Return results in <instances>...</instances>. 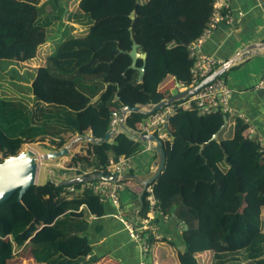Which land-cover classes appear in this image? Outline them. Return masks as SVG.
Instances as JSON below:
<instances>
[{
    "label": "trees",
    "instance_id": "obj_1",
    "mask_svg": "<svg viewBox=\"0 0 264 264\" xmlns=\"http://www.w3.org/2000/svg\"><path fill=\"white\" fill-rule=\"evenodd\" d=\"M70 1L0 0V60L34 59L51 31L64 28L65 16L86 28L82 36L69 29L36 69L32 107L2 98L0 88V162L41 136L52 138L54 150L66 145L67 133L102 139L122 108L152 109L192 86L189 48L209 27L214 0H79L72 16ZM133 43L147 54L141 82L139 71L130 68ZM143 65L139 59L137 66ZM149 116L131 112L125 130L110 142L87 141L65 171L107 174L111 160L137 155L143 147L139 127ZM224 116L176 107L168 124L165 169L152 195L155 209L186 225L179 264H264V148L239 116L229 120L231 135L224 138ZM66 181L36 184L21 201L16 191L0 205V264H97L96 256L89 257L83 210L100 217L104 202L82 189L84 183ZM70 187L81 191L70 193ZM148 196L145 191L139 202L140 218L150 211Z\"/></svg>",
    "mask_w": 264,
    "mask_h": 264
},
{
    "label": "crops",
    "instance_id": "obj_2",
    "mask_svg": "<svg viewBox=\"0 0 264 264\" xmlns=\"http://www.w3.org/2000/svg\"><path fill=\"white\" fill-rule=\"evenodd\" d=\"M76 3L78 7L79 0H76ZM221 6V11L228 10L230 12V20L216 23L215 28L201 42L200 52L202 54L212 56L224 63L254 44H264V0H221ZM70 25L75 28L81 27L74 23H70ZM84 29L86 30V28ZM49 41L41 45L45 50L41 53L37 52L36 57L32 59L40 57V63L36 69L44 64L47 56L55 48V45L51 46ZM231 68L227 72V77L223 78L233 89L229 103L233 115L228 119L236 116L244 118L250 125V137L257 139L264 148V90L255 87L264 76V48L259 49V53L247 56L235 63ZM1 97L4 98L2 94ZM32 101L31 93L28 102H21L32 107L34 105V101ZM120 118L121 114H118L113 124V128L118 132L122 130L121 125L124 124ZM226 127L220 132L224 138L231 135V129ZM70 135L77 137L76 139L79 138L80 141L86 140L71 133L63 134L62 137L67 140ZM155 158L156 154L149 150V143L143 141L140 153L130 158L132 174L141 176L148 174L152 170ZM74 177L76 176H70L64 180ZM61 180L63 179H59V181ZM140 191L139 184L130 181L119 192L118 205L112 201L104 202L102 216H94L86 209L83 210L87 223L85 235L91 246L89 257L96 256L97 264H137L141 260L139 246L131 239L118 217L122 214L131 218L137 212L140 207L138 198ZM149 217L151 223L158 229L159 239L154 244V252L149 256L148 262L150 264L153 261L158 264H179L178 253L184 250L181 231L186 229V225L177 222L171 216L164 217L161 213H155ZM261 219L264 224V209ZM204 255L209 256L210 253ZM236 264L245 263L242 261Z\"/></svg>",
    "mask_w": 264,
    "mask_h": 264
},
{
    "label": "built area",
    "instance_id": "obj_3",
    "mask_svg": "<svg viewBox=\"0 0 264 264\" xmlns=\"http://www.w3.org/2000/svg\"><path fill=\"white\" fill-rule=\"evenodd\" d=\"M221 0H214V14L210 21L209 27L205 30L201 38L189 48L191 56L195 58V65L192 69L193 83L190 90L199 84L203 79L212 74L223 64L218 59L202 54L200 52L201 42L211 33L212 29L219 21L230 20V12L228 10L221 11ZM256 89L264 90V76L256 84ZM186 91V90H184ZM233 94V89L229 87L226 81L220 77L202 87L192 97L178 100L170 105L164 106L162 109L150 114V116L140 124L138 136L142 134H155L162 141L169 138L167 118L172 116L176 107L189 109L196 107L200 114L206 115L213 112H221L227 117L233 115L230 109V98ZM150 110L151 108H145ZM169 124V123H168ZM132 165L130 158H120L117 162L111 160L107 170L111 175L129 174ZM125 187L122 182L112 183L108 181H91L83 184L82 189H90L97 194L101 202L112 201L116 205L119 204V192ZM70 193L77 194L81 190H76L73 187L69 189ZM146 192L149 193L150 211L146 218H140L136 212L131 218L118 215L131 239L139 246L141 260L137 264H150L148 258L152 253L154 244L159 239V232L155 225L151 223L149 215L161 213L155 209L157 204L156 199L152 195V186H148ZM162 214V213H161ZM163 215V214H162ZM167 217V215H163ZM11 238V237H9Z\"/></svg>",
    "mask_w": 264,
    "mask_h": 264
},
{
    "label": "water",
    "instance_id": "obj_4",
    "mask_svg": "<svg viewBox=\"0 0 264 264\" xmlns=\"http://www.w3.org/2000/svg\"><path fill=\"white\" fill-rule=\"evenodd\" d=\"M264 48V44H254L244 50L241 54L234 56L233 58L224 62L220 68L214 71L212 74L203 79L199 84L190 90L183 91L168 100L162 101L159 104L155 105L152 109L146 110L141 106H126L120 110L121 122H125L126 118L131 112H140L145 110L149 115L162 109L164 106L170 105L178 100L192 97L196 94L202 87L206 84L212 82L213 80L222 77L225 73L235 63L243 60L247 56L252 54L259 53V49ZM132 63L130 68L139 71L138 81L141 82L144 78L145 65L147 60L146 53H140L138 50V45L133 43L131 52L129 53ZM143 60L144 65L142 67L137 66V61ZM177 86L180 87V83L177 82ZM171 116L167 118V125L170 121ZM228 117L224 116V125L225 127L228 124ZM115 123L113 121L112 125ZM222 127V128H223ZM122 130H125V124L121 125ZM118 134V131L115 128L111 130L102 138L95 139L91 136H84L87 141L95 144H101L103 142L112 141L115 136ZM219 132L213 136L214 140L218 139ZM141 140L149 143V150L156 154V158L152 163V170L146 175H134V174H125V175H111L104 173H96L93 175L87 176H78L71 180L66 181L65 185H74L76 183H86L91 181H108L112 183L124 182V181H134L141 187V191L138 193V198L141 200L144 192L148 186H152L154 182L161 176L162 172L165 169L166 162V152L164 149L163 141L155 134H142L139 136ZM173 140L174 137H171ZM72 145L68 144L62 147L59 150L48 152L42 157L36 155L33 151H20L18 154L9 156L0 162V205L7 201L16 191H18V201H21L25 192L32 186L37 184V175L40 163L43 160L47 159H57L61 157L68 156L70 154Z\"/></svg>",
    "mask_w": 264,
    "mask_h": 264
},
{
    "label": "rangeland",
    "instance_id": "obj_5",
    "mask_svg": "<svg viewBox=\"0 0 264 264\" xmlns=\"http://www.w3.org/2000/svg\"><path fill=\"white\" fill-rule=\"evenodd\" d=\"M67 12L71 16L78 13V7L76 0H71L67 7ZM64 28L58 29L57 27L51 31L50 36H54L55 38H50L49 44L51 46L58 45V39L61 40L64 38V34L70 29L71 33L75 36H82L86 32L84 26L80 28L72 27L65 16ZM44 46H40L38 49V53L43 52ZM40 63V57L35 60H29L26 62H19L14 60H0V88L2 92V96L4 98L15 100V101H27L29 100V96L31 95V82L35 77L36 67ZM227 77V76H226ZM33 102V101H32ZM148 108V107H147ZM77 137L70 135L67 139V143L72 145L70 154L65 157L57 158V159H47L43 160L40 163L38 170V178L37 183L43 184L49 180H59L66 179L73 174V170L65 171L67 168V164L71 156L75 153L84 152L87 141L86 140H78ZM55 140H58L55 138ZM65 145V146H66ZM55 144L52 142V138L48 136L37 138L35 142L26 143L22 146L21 151L32 150L36 155L42 156L51 151H56ZM65 171V172H64ZM10 240V238L8 237ZM207 256L199 257L202 261L207 260Z\"/></svg>",
    "mask_w": 264,
    "mask_h": 264
},
{
    "label": "bare ground",
    "instance_id": "obj_6",
    "mask_svg": "<svg viewBox=\"0 0 264 264\" xmlns=\"http://www.w3.org/2000/svg\"><path fill=\"white\" fill-rule=\"evenodd\" d=\"M30 151H32V150H30ZM43 156V155H42ZM42 156H39V157H42Z\"/></svg>",
    "mask_w": 264,
    "mask_h": 264
}]
</instances>
